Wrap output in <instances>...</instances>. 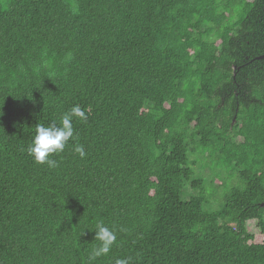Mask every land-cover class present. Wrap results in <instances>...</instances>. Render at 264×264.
I'll return each instance as SVG.
<instances>
[{
    "label": "trees",
    "instance_id": "16d2710c",
    "mask_svg": "<svg viewBox=\"0 0 264 264\" xmlns=\"http://www.w3.org/2000/svg\"><path fill=\"white\" fill-rule=\"evenodd\" d=\"M263 55L264 0H0V264H264Z\"/></svg>",
    "mask_w": 264,
    "mask_h": 264
},
{
    "label": "clouds",
    "instance_id": "9594fccd",
    "mask_svg": "<svg viewBox=\"0 0 264 264\" xmlns=\"http://www.w3.org/2000/svg\"><path fill=\"white\" fill-rule=\"evenodd\" d=\"M86 120L87 116L85 111L79 105L73 106L69 112L63 115L60 126L55 122L45 125H38L36 127V134L32 144L28 147L27 151L32 156L36 163L47 164L50 168L57 167V161L50 157L54 154L63 152L69 140H75V131L73 128V118ZM74 151L83 158L86 153L84 146L77 144ZM95 239L101 242L100 246L94 248L89 255V261L95 260L101 255H107L111 251L113 243L116 241V233L113 229L98 223L96 225ZM130 259H118L116 264H130Z\"/></svg>",
    "mask_w": 264,
    "mask_h": 264
},
{
    "label": "rangeland",
    "instance_id": "374dc122",
    "mask_svg": "<svg viewBox=\"0 0 264 264\" xmlns=\"http://www.w3.org/2000/svg\"><path fill=\"white\" fill-rule=\"evenodd\" d=\"M195 174H196V177H201L203 180H205L207 182H209V180H210V173L207 169L201 170L198 168V169H196ZM185 194L187 197L193 194L192 189L190 188L189 185H187V187L185 188ZM212 206H215L212 208V209H215L216 203H213Z\"/></svg>",
    "mask_w": 264,
    "mask_h": 264
},
{
    "label": "water",
    "instance_id": "95a60500",
    "mask_svg": "<svg viewBox=\"0 0 264 264\" xmlns=\"http://www.w3.org/2000/svg\"><path fill=\"white\" fill-rule=\"evenodd\" d=\"M264 58V55L260 57V59Z\"/></svg>",
    "mask_w": 264,
    "mask_h": 264
}]
</instances>
